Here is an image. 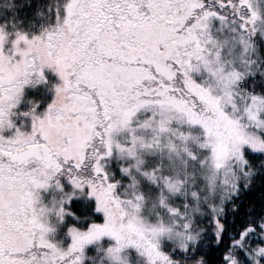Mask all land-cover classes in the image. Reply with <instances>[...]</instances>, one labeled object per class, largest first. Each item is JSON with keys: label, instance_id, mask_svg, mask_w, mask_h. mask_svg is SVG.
Segmentation results:
<instances>
[{"label": "snow or ice", "instance_id": "snow-or-ice-1", "mask_svg": "<svg viewBox=\"0 0 264 264\" xmlns=\"http://www.w3.org/2000/svg\"><path fill=\"white\" fill-rule=\"evenodd\" d=\"M0 264H264V0H2Z\"/></svg>", "mask_w": 264, "mask_h": 264}, {"label": "trees", "instance_id": "trees-1", "mask_svg": "<svg viewBox=\"0 0 264 264\" xmlns=\"http://www.w3.org/2000/svg\"><path fill=\"white\" fill-rule=\"evenodd\" d=\"M0 2H2V0H0ZM4 15L11 16L12 13H11V11H9L8 9H3V11L0 12V18H3Z\"/></svg>", "mask_w": 264, "mask_h": 264}]
</instances>
